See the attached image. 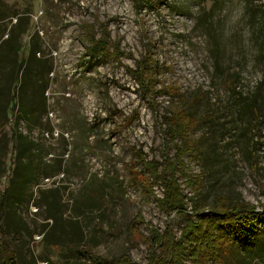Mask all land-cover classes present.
<instances>
[{
  "label": "rangeland",
  "instance_id": "374dc122",
  "mask_svg": "<svg viewBox=\"0 0 264 264\" xmlns=\"http://www.w3.org/2000/svg\"><path fill=\"white\" fill-rule=\"evenodd\" d=\"M263 10L264 0H0V264L8 246L15 264H94L85 254L147 264L151 231L181 238L200 201L202 214L224 197L262 213L264 109L258 119L243 103L264 106ZM93 35L107 39L106 57L91 54ZM171 118L191 123L183 156ZM154 172L175 178L181 214L160 207ZM256 225L236 239L244 264H264Z\"/></svg>",
  "mask_w": 264,
  "mask_h": 264
},
{
  "label": "trees",
  "instance_id": "16d2710c",
  "mask_svg": "<svg viewBox=\"0 0 264 264\" xmlns=\"http://www.w3.org/2000/svg\"><path fill=\"white\" fill-rule=\"evenodd\" d=\"M263 12V30H264V10ZM264 34V33H263ZM107 39H97L95 35L92 36V47L91 54H96L106 57ZM145 72L134 73V77L141 84L140 86L144 88L148 93H153V88L150 86V80L146 78ZM234 86L232 89V94L238 96L240 93ZM263 101L254 99L251 103L244 102L243 104L249 109H252L251 114L258 113V119L263 115ZM5 111L8 108V104L4 105ZM262 113V114H261ZM190 119V118H189ZM167 124L174 126L181 134V137L185 135L183 131L185 128L189 129L191 123L186 119H169ZM181 120L183 123H180ZM191 120V119H190ZM199 122V121H198ZM253 122V120H252ZM253 125V124H252ZM251 125V126H252ZM258 131L259 126H254L252 130ZM173 138L174 135L170 134ZM180 137V136H179ZM16 139V137H15ZM182 149L180 156L185 153L182 151L189 150V143L186 142L183 137ZM22 152L23 156H18V161L24 163L25 166H31V160L29 156L24 155L26 152ZM170 160V159H169ZM173 164H168V169H170ZM35 174V171L32 168ZM155 179L160 181L164 186V198L159 201L160 207L164 209L168 214L176 212L181 214L184 209V198L182 191L176 182L174 177L167 178L163 175H158V173H153ZM172 175V172H170ZM196 193L201 195L200 187L196 189ZM205 207L200 201V204L194 208V211L198 213L197 221H189L188 230L181 238H175L171 231L167 229L165 232H161L158 229L152 230L151 235L146 237V242L150 243L149 257L147 264H187V258L191 259V264H244L248 260V255L244 254L239 245L236 244V239L244 234L256 233L259 229L256 225L257 221L264 220V210L262 213L256 210V207L238 201H231L229 198H221L216 201L215 207H213L208 213H203ZM140 220L139 215L134 219L132 225L129 227L130 234L133 235L134 231L137 230V222ZM221 223L223 228L218 229L217 224ZM263 228V226H262ZM187 250L190 251L187 255ZM1 264H15L17 256L14 251L11 250L9 246L5 249L3 253ZM188 256V257H187ZM89 260L94 264H111L107 260L95 255L85 254ZM115 264H136L133 263L130 257L123 255Z\"/></svg>",
  "mask_w": 264,
  "mask_h": 264
}]
</instances>
